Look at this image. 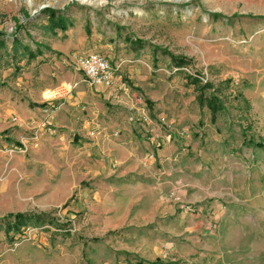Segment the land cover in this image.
<instances>
[{
    "label": "rangeland",
    "instance_id": "374dc122",
    "mask_svg": "<svg viewBox=\"0 0 264 264\" xmlns=\"http://www.w3.org/2000/svg\"><path fill=\"white\" fill-rule=\"evenodd\" d=\"M48 9L65 12L71 27L45 29ZM0 33V106L64 103L77 83L69 80L85 79L79 56L121 65L109 93L90 87L99 148L88 140L85 154L77 137L69 156L36 155L32 131L17 129L18 141L0 134V219L34 212L55 222L0 230V264H229L190 225L216 230L230 207L220 199L217 214L210 199L184 203L175 180L188 196L225 193L240 169L264 182V147L250 145H264V0H0ZM25 46L42 54L30 59ZM189 76L226 105L216 123ZM104 126L116 128L109 138Z\"/></svg>",
    "mask_w": 264,
    "mask_h": 264
},
{
    "label": "crops",
    "instance_id": "0c3cea01",
    "mask_svg": "<svg viewBox=\"0 0 264 264\" xmlns=\"http://www.w3.org/2000/svg\"><path fill=\"white\" fill-rule=\"evenodd\" d=\"M78 78L69 80L77 82L78 85L62 104L57 105L55 102L50 105L31 106L8 102L0 106V134H4L3 138L7 141H18L20 139L16 133L17 129L32 131L38 136L37 143L31 146L32 153L36 155L58 153L69 156L75 152L73 142L76 143L77 137H81L80 142L85 141L82 146L83 153L87 154L89 150L94 149L86 147L88 140L99 148L100 108L99 94L95 92L99 91V87L102 91L108 93L110 91L102 84L90 85L86 79L78 82ZM90 87H95L93 88L95 92ZM85 102L89 103V107L84 105ZM131 105L136 106L133 103ZM46 127H49L48 130ZM111 129L116 130L115 126L102 128L105 137L109 138ZM26 150L29 151L27 148ZM240 158H244V155ZM243 168L246 169V165ZM218 180L217 182L222 183L223 179ZM248 180L246 171L240 169L230 177V187L225 193L221 190L213 193L203 189L192 196L187 195L188 188L184 189L183 182L175 180L179 188L178 196L184 203L204 202L210 199L217 214L222 208L220 199L230 207L224 212L223 217L219 218L220 223L216 230H210L208 226L203 227L204 223L198 226L190 225L191 229L201 226L200 232L205 234V238L202 239H205L211 249L217 246L219 250L223 249V258H226L229 264H264V182L261 178L255 180L254 184ZM189 188L196 191L194 184ZM160 193L163 194L164 190L162 189Z\"/></svg>",
    "mask_w": 264,
    "mask_h": 264
},
{
    "label": "trees",
    "instance_id": "16d2710c",
    "mask_svg": "<svg viewBox=\"0 0 264 264\" xmlns=\"http://www.w3.org/2000/svg\"><path fill=\"white\" fill-rule=\"evenodd\" d=\"M48 13V17L50 19L49 25L45 26L44 28L52 31L53 33H56L57 30L61 32H66L72 25L69 21V17L66 16V13L63 11L58 10H52L48 9L46 11ZM214 16L218 17V14H214ZM2 33H0L1 35ZM15 42L18 43V40L15 39ZM133 42V41H131ZM22 45H14L16 51H18V48ZM25 54L30 59L36 58L37 56H40L42 54L41 49H38L37 52H32L31 48L28 46L23 47ZM174 61V65L177 67L184 66L188 64V60L183 57H171ZM190 82L195 85L197 90L199 91L198 95V101L202 107L206 106L212 113V122H217L218 114L222 113L223 111L227 110L226 105L218 95V92H212L210 95H206L207 89H215L212 84H202L201 81L196 78L189 76ZM45 105V104H43ZM250 145H254L258 148H263L264 145L262 142H255L254 139L250 140ZM55 224L53 221V218L48 213H34V212H19L14 214H8L3 219H0V230L5 231V233L9 234L10 232L15 233H22L24 229L30 226H43L45 224ZM146 261L140 260L139 264H145ZM150 264H164L161 260H156L153 263Z\"/></svg>",
    "mask_w": 264,
    "mask_h": 264
},
{
    "label": "built area",
    "instance_id": "2783aa9c",
    "mask_svg": "<svg viewBox=\"0 0 264 264\" xmlns=\"http://www.w3.org/2000/svg\"><path fill=\"white\" fill-rule=\"evenodd\" d=\"M77 66L78 70L81 71L86 81L90 85H106L107 87L114 86L117 83L118 77H119V71L121 68V65L113 64L111 61L102 55L99 54H88L79 56L77 58ZM189 71L188 69H186ZM190 74H192L191 71H189ZM202 81H204L203 76H199ZM206 82V81H204ZM78 83L71 84L70 90L67 92L68 95H71L73 90L77 87ZM65 89H61L62 92ZM58 91H49V99H54L57 97ZM20 152H26V149L18 148ZM186 210L188 212H192L193 209L191 206H186Z\"/></svg>",
    "mask_w": 264,
    "mask_h": 264
}]
</instances>
